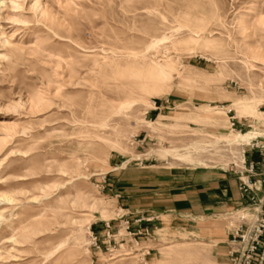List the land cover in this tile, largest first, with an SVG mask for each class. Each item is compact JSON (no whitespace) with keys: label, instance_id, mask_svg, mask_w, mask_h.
Masks as SVG:
<instances>
[{"label":"rangeland","instance_id":"rangeland-1","mask_svg":"<svg viewBox=\"0 0 264 264\" xmlns=\"http://www.w3.org/2000/svg\"><path fill=\"white\" fill-rule=\"evenodd\" d=\"M259 15L264 0H0V264H211L184 236L130 237L115 189L132 170L236 173L243 142L264 144Z\"/></svg>","mask_w":264,"mask_h":264},{"label":"crops","instance_id":"crops-1","mask_svg":"<svg viewBox=\"0 0 264 264\" xmlns=\"http://www.w3.org/2000/svg\"><path fill=\"white\" fill-rule=\"evenodd\" d=\"M248 160L261 157L251 151ZM260 170L257 171V174ZM255 187L261 188L259 177ZM123 208L130 221L141 220V230L152 232L144 243L194 241L210 248L211 264H229L231 240L228 216L249 203L239 191V176L221 169L132 170L119 179ZM263 192L257 194L258 198ZM149 250L147 254H151Z\"/></svg>","mask_w":264,"mask_h":264},{"label":"built area","instance_id":"built-area-1","mask_svg":"<svg viewBox=\"0 0 264 264\" xmlns=\"http://www.w3.org/2000/svg\"><path fill=\"white\" fill-rule=\"evenodd\" d=\"M230 114V112H228ZM234 127V126H233ZM251 151L258 153L261 157L259 162L247 159L246 152L243 154V167L235 174L239 176V191L241 198L249 203L228 216L231 240L229 245V264H264V144L255 142L251 144ZM260 172L257 174V171ZM258 176L261 188L255 187L254 178ZM263 192L261 198L257 194ZM137 223L141 224L139 220ZM125 231L129 232L131 226L125 224ZM130 237H149L150 232L143 230L138 234H129Z\"/></svg>","mask_w":264,"mask_h":264},{"label":"bare ground","instance_id":"bare-ground-1","mask_svg":"<svg viewBox=\"0 0 264 264\" xmlns=\"http://www.w3.org/2000/svg\"><path fill=\"white\" fill-rule=\"evenodd\" d=\"M255 21H256V25H257L258 28H259V27L264 28V16H262V15L257 16ZM245 24H246V23H245ZM246 25H247V24H246ZM243 27H244V26H243ZM263 59H264V57H263ZM260 114H261V113H260ZM254 140H256V139H254ZM254 140L244 141L243 144L251 145L252 141H254ZM257 140H258V139H257Z\"/></svg>","mask_w":264,"mask_h":264}]
</instances>
